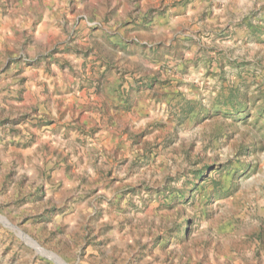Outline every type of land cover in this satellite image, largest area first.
I'll list each match as a JSON object with an SVG mask.
<instances>
[{
    "label": "rangeland",
    "instance_id": "1",
    "mask_svg": "<svg viewBox=\"0 0 264 264\" xmlns=\"http://www.w3.org/2000/svg\"><path fill=\"white\" fill-rule=\"evenodd\" d=\"M0 264H264V0H0Z\"/></svg>",
    "mask_w": 264,
    "mask_h": 264
},
{
    "label": "crops",
    "instance_id": "2",
    "mask_svg": "<svg viewBox=\"0 0 264 264\" xmlns=\"http://www.w3.org/2000/svg\"><path fill=\"white\" fill-rule=\"evenodd\" d=\"M117 13H120V12H117ZM116 16H118L119 19H120L121 17H123V14L120 13V14H117ZM97 18L102 20V19L107 18V17L105 16V14H103L101 17H97ZM124 18H125L124 20H126V17H124ZM126 22H127V24H124L126 26H130L131 27L134 24L133 20H126ZM115 23H116V21H114V23L113 22L111 23V21H110L109 24H114L115 25ZM120 26H122L121 23H120Z\"/></svg>",
    "mask_w": 264,
    "mask_h": 264
}]
</instances>
